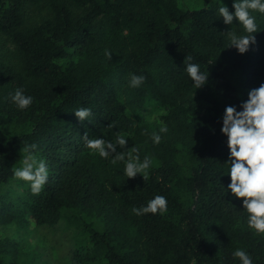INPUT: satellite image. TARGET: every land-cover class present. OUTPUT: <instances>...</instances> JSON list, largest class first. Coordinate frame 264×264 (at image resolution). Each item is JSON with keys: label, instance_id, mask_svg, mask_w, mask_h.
I'll return each mask as SVG.
<instances>
[{"label": "trees", "instance_id": "obj_1", "mask_svg": "<svg viewBox=\"0 0 264 264\" xmlns=\"http://www.w3.org/2000/svg\"><path fill=\"white\" fill-rule=\"evenodd\" d=\"M223 3L234 11L233 0ZM220 6L0 0V264H52L57 254L64 264H239L237 248L264 264V235L247 227L242 198L226 195L221 133L225 107L240 110L264 82V16L253 12L261 31L239 54L227 32L246 33L218 18ZM189 62L209 71L199 89ZM133 73L146 77L140 88L128 85ZM18 88L34 97L28 109L11 100ZM80 107L92 109L88 121L75 117ZM164 125L169 131L153 144ZM85 134L124 135L127 149L117 151L151 157L146 179H127L123 162L85 147ZM32 143L49 167L39 194L13 176ZM155 195L167 197L164 215L132 212ZM56 230L68 231L67 252L49 240Z\"/></svg>", "mask_w": 264, "mask_h": 264}, {"label": "clouds", "instance_id": "obj_2", "mask_svg": "<svg viewBox=\"0 0 264 264\" xmlns=\"http://www.w3.org/2000/svg\"><path fill=\"white\" fill-rule=\"evenodd\" d=\"M220 4L222 6L218 7V18H222L225 25H232L235 20L246 33L228 31L229 47H234L239 54H245L249 51L250 45L256 43L255 34L261 31L253 12L264 16V0H233L234 11L231 12L223 0H220ZM105 54L111 59V52L106 51ZM187 59L190 61L191 57ZM185 71L196 89L207 84L209 71L207 73L202 71L199 63H187ZM145 80V76L133 73L130 74L128 85L131 88H140ZM11 100L18 109L25 110L33 104L34 97L26 95L22 88H18ZM239 109L237 110L234 105L226 106L222 115L221 133L226 137L229 149L227 176L230 177V183L225 188L226 195L230 192L233 197L242 198V211L247 214L245 217L247 227L256 235H264V82L248 91L247 99L240 103ZM73 113L81 123L88 121L93 115L92 109L87 107H80ZM168 131L166 125L161 126L158 132L151 134L152 143L159 144L162 134ZM83 138L85 147L99 157L111 158L113 164L123 162L124 175L127 179L135 178L137 174H140L143 180L146 179L152 159L145 156L141 160L138 148L117 151L118 148L127 149L128 138L124 135L117 134L114 141L106 140L103 136L89 138L87 134ZM37 148L38 145L35 143L26 144L21 150L25 154L22 166L13 172L16 179L28 183L33 194H39L49 179L48 164L44 159L37 158L35 155ZM167 211L168 200L164 195H155L145 205L132 208V212L137 216L149 213L164 215ZM232 258L238 260L239 264H254L252 255L243 248L235 249Z\"/></svg>", "mask_w": 264, "mask_h": 264}, {"label": "rangeland", "instance_id": "obj_3", "mask_svg": "<svg viewBox=\"0 0 264 264\" xmlns=\"http://www.w3.org/2000/svg\"><path fill=\"white\" fill-rule=\"evenodd\" d=\"M154 113L155 112H153V114ZM153 114L151 115L152 118L154 117ZM54 233L55 234H53L51 236H49V234H48V237L53 238V239L49 238V240L52 241L55 244V246H57L59 253L64 251V250L67 252L66 245L68 244V241H67L65 236H67L68 231L66 233H63L65 236L59 230H56ZM68 236H67V238H68ZM66 252H65V254H66ZM57 256H58V258H55L53 256L50 258V260L52 261V264H60V263L64 264L66 262V259L64 257L59 258L58 254H57Z\"/></svg>", "mask_w": 264, "mask_h": 264}]
</instances>
